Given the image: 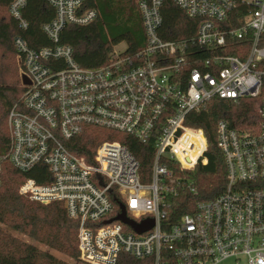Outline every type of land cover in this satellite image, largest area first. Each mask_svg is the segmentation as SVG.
Masks as SVG:
<instances>
[{
  "label": "built area",
  "instance_id": "obj_1",
  "mask_svg": "<svg viewBox=\"0 0 264 264\" xmlns=\"http://www.w3.org/2000/svg\"><path fill=\"white\" fill-rule=\"evenodd\" d=\"M45 1L55 12L41 24L50 44L35 47L22 34L14 37L27 83L8 109L10 143L0 170L3 159L24 173L47 167L49 181L23 174L18 190L33 203L59 202L79 220L76 244L86 264H117L122 253L151 264H242L243 258L264 264V0H173L199 20L196 34L180 39L164 37V0H135L143 46L130 54L115 45L95 67L79 64L61 33L92 23L98 11L85 0ZM27 3L9 2L22 30L29 28ZM198 53L207 56L196 61ZM214 96L260 99L258 121L248 127L218 121L225 187L171 223V198L195 186L169 163L197 171L203 181L210 146L201 128L185 122ZM86 126L152 142L149 180L121 141L99 143L92 162L70 150L67 141ZM110 193L121 196L117 211Z\"/></svg>",
  "mask_w": 264,
  "mask_h": 264
},
{
  "label": "trees",
  "instance_id": "obj_2",
  "mask_svg": "<svg viewBox=\"0 0 264 264\" xmlns=\"http://www.w3.org/2000/svg\"><path fill=\"white\" fill-rule=\"evenodd\" d=\"M10 0H0V157L7 153L10 143L8 109L20 100L23 86L16 61L14 37L22 34L32 46L48 45L49 39L41 30V24L51 20L55 14L45 0H28L23 15L29 28L22 30L9 12ZM86 7L95 8L98 18L87 25H69L61 33V42L72 46L75 60L85 67L103 65L108 61L114 46L125 42L127 52L133 54L145 42L141 15L135 0H85ZM165 38H189L196 34L199 20L188 16L173 0H164L162 6ZM200 48L201 47H196ZM201 52V51H200ZM229 53H236L234 50ZM207 55L196 54V61ZM197 63L192 64L194 66ZM191 68V67H190ZM258 98L238 100L214 96L207 100L199 111L188 114L186 124L201 128L210 146L209 163L203 167L201 181L197 171L183 170L170 162L175 175H189L194 179L195 192L182 190L171 198V223L185 213L192 212L197 202L214 197L226 184V168L217 145L216 126L226 120L234 127H248L258 121ZM105 140L121 141L130 148L140 161V174L144 182L149 180L154 145L142 143L135 137L97 126H86L81 134L67 141L74 153L93 161L96 147ZM50 180L45 165H38L29 172H21L8 159L1 161L0 170V224L27 235L51 249L62 251L73 260L79 258L76 244L79 220L69 217L66 208L59 202L46 205L30 202L20 194L18 185L21 175ZM222 179V180H221ZM116 196L110 193L115 210L119 209ZM0 264H78L67 261L50 251L24 240L0 227ZM117 264H151L150 260L133 258L125 253Z\"/></svg>",
  "mask_w": 264,
  "mask_h": 264
},
{
  "label": "rangeland",
  "instance_id": "obj_3",
  "mask_svg": "<svg viewBox=\"0 0 264 264\" xmlns=\"http://www.w3.org/2000/svg\"><path fill=\"white\" fill-rule=\"evenodd\" d=\"M126 48H127V44L125 42H121V43L117 44V46L115 47V49L117 51H124ZM16 61L18 63L17 57H16ZM18 67H19V63H18ZM19 74H20V67H19ZM0 227L3 228V229H5V230H7V231H9L12 234H14V235H16V236L24 239V240H27L28 242H30L32 244H35V245L43 248L44 250H47V251L52 252L53 254H55L56 256H58L60 258H63L65 260H67V261L75 262V263H78V264H86V263L82 262L79 258L77 260H73L68 255L64 254L62 251H58V250H55V249H51V248H49V247H47L45 245H42V244L38 243L36 240L28 237L27 235L22 234L20 232H17V231H15L13 229H10V228L4 226L3 224H0ZM221 264H233V261L232 260H226V261H224ZM242 264H246L244 258H243Z\"/></svg>",
  "mask_w": 264,
  "mask_h": 264
},
{
  "label": "water",
  "instance_id": "obj_4",
  "mask_svg": "<svg viewBox=\"0 0 264 264\" xmlns=\"http://www.w3.org/2000/svg\"><path fill=\"white\" fill-rule=\"evenodd\" d=\"M22 82H23L24 84H26V83H27V79H26V77H25V76H22Z\"/></svg>",
  "mask_w": 264,
  "mask_h": 264
}]
</instances>
